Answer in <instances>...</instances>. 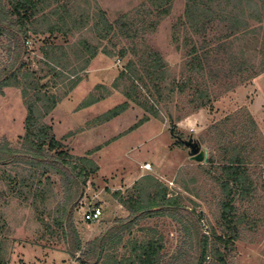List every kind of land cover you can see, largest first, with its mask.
<instances>
[{
    "label": "rangeland",
    "instance_id": "374dc122",
    "mask_svg": "<svg viewBox=\"0 0 264 264\" xmlns=\"http://www.w3.org/2000/svg\"><path fill=\"white\" fill-rule=\"evenodd\" d=\"M186 1L173 0L168 16L160 19H156L155 15L146 17L147 26L156 21V28L149 30L147 26L140 28V21L144 17L141 7L145 0H68L64 3L66 9L73 16L72 19H81L80 28H73L68 37L55 33L49 38L45 34L27 42V52L22 61L37 77H43L47 72L41 53L46 49L47 40L54 45L67 47L71 65L75 64V60L67 45L84 38L99 47L98 55L91 61L86 72L80 75L83 76L80 84L43 120L51 127L56 140L61 141L67 137L63 144L70 155L86 157L98 166V172L89 177L81 190L73 216L83 246L114 226L115 221L128 217L127 210L113 198L112 193L119 192L121 197L126 198L135 193V184L140 183L139 187L145 184V177H152L167 188L169 196L178 199L179 205L184 208L177 213L182 225L166 216L154 217L140 221L137 226L126 231L124 241L129 239L130 233L134 237L140 236L141 232L137 231L141 227H150L163 238L165 253L171 254L186 235L183 224L198 222L202 235L206 237L210 236L211 230L218 231L219 189L198 166L202 164L189 159L188 150L175 139L176 136L182 140L192 137L201 149L208 152V158L211 150L215 151L218 158L220 153L214 144L213 128L223 123L226 129H231L245 123L250 115L258 129L253 142L256 151L252 154L257 161L264 163V107H260L264 106V101L255 100L258 92L252 84L255 78L264 73V22L256 24L255 19L247 16L248 11L245 10L246 25L237 27L235 32L238 34L232 35L228 12L233 9V3L228 6L213 3L210 25L202 33L191 34V42L184 45L182 33L177 32L180 30L179 21L184 19ZM100 12L112 24L125 16L129 26L134 25L131 28L135 29L137 38L119 36L99 42L91 29ZM68 24L73 26L71 22ZM243 29L253 31L258 41L252 40L251 36H243ZM2 44H5V40L0 39V60L4 61L6 56ZM132 48L158 53L166 65L167 83L178 81L188 84L186 79L192 77V87L201 85L197 89L205 90L207 106L196 110L191 102L196 95L190 96V92L169 94L163 90L160 104L157 105L158 118H150L148 123L135 132L122 136L144 115L132 103L120 116L93 126L94 120L126 101L120 92L122 88L115 90L112 84L127 61L132 59L130 55L120 58L118 53L121 49L129 51ZM103 50L111 55L102 54ZM192 50L195 52L191 54ZM194 56L199 57L197 62L201 66L202 75L190 72V60ZM254 74L257 77L252 79ZM59 82L54 92L64 91L67 81L62 79ZM169 85H164V88L167 89ZM90 94L94 97L105 96V99L78 110ZM25 115L19 91L4 89L0 95V141L5 139L13 148L18 147V139L24 134ZM70 133L73 135L68 137ZM98 147V151L87 156L88 152ZM146 164L150 166L148 171L142 168ZM250 169L255 191L243 203L237 204L243 220L234 252L228 258L230 264H264V164ZM52 181L58 200H61L57 178L53 177ZM1 191H6L2 189V183L0 216L6 223L1 256L4 264H78L75 259L78 255L75 258L69 255V246L59 234L55 235L59 231L55 230L53 218H44L45 223L53 229L48 232L37 221V214L32 208L3 196ZM55 206L50 208L52 212ZM93 207L101 209V218L94 222H84L83 215ZM69 240L72 241L71 238ZM122 246L117 254L125 251Z\"/></svg>",
    "mask_w": 264,
    "mask_h": 264
},
{
    "label": "trees",
    "instance_id": "16d2710c",
    "mask_svg": "<svg viewBox=\"0 0 264 264\" xmlns=\"http://www.w3.org/2000/svg\"><path fill=\"white\" fill-rule=\"evenodd\" d=\"M66 1L68 0H0V39L5 40L1 48L6 56L4 61L0 60V95L7 88L18 90L26 111L24 134L18 139V147L13 148L5 139L0 141V183L2 189L6 190L1 191V194L32 208L37 214V221L48 232L53 229L45 223L44 218H53L55 230L59 231L55 235L59 234L69 246V255L73 258L78 255L75 258L78 264H230L228 258L234 252L243 220L238 213L237 204L243 203L255 191L250 168L264 164L252 154L256 151L253 142L258 129L249 114L245 123L231 129H226L223 123L214 127L212 134L216 150L220 153L219 162L215 151L211 150L206 166L198 165L212 179L221 194L218 199V231L211 230L210 236L206 237L202 235L198 222L183 224L186 235L171 254L165 253L163 238L150 227H141L137 231L141 232L140 236L134 237L130 233L129 239L124 241L126 231L137 226L138 222L154 217L166 216L182 225L177 213L184 208L179 205L178 199L169 196L167 188L152 177H145V184L141 187L140 183L135 184V193L126 198L121 197L119 192L112 193L113 198L127 210L128 217L115 221L114 226L85 246L81 244L73 216L81 190L89 177L98 172V166L86 157L70 155L63 144L67 137H63L61 141L56 140L51 127L43 120L80 84L83 80L80 75L86 72L91 61L98 55L99 47L84 38L67 45L77 64L72 66L67 47L54 45L50 40L45 41L46 49L41 53L47 72L43 77H37L22 61L27 52V42L31 38L45 34L51 38L55 33L68 37L73 28H80L81 19H72L73 16L68 13L64 4ZM172 1L145 0L141 7L144 17L140 21V28L147 26L145 18L149 15H155L156 19L168 16ZM218 2L226 6L233 3V9L228 12L232 35L238 34L235 32L237 27L246 25V11L247 16L255 19L256 24L264 22V0H187L184 19L178 23L180 30L177 34L182 33V44L188 45L191 34L202 33L210 25L213 19L211 5ZM131 25L125 21V16L115 24L109 23L100 12L91 30L99 42L110 41L119 36L126 39L137 38ZM147 28L154 30L156 21L151 22ZM242 34L258 41L253 31L243 29ZM194 52L192 50L191 54ZM101 53L111 55L104 50ZM127 55L132 59L127 61L112 84L115 90L122 88L120 92L126 101L94 120L93 126L120 116L132 103L144 115L122 136L135 132L148 123L150 118H158L157 105L160 104L163 90L169 94L182 95L190 92V96L196 95L191 101L196 110L207 106L208 96L205 90L197 89L201 85L192 87V77L186 79L188 84L178 81L167 83L166 65L158 53L134 48L129 51L121 49L118 53L120 58ZM197 60L198 56L190 60V72L202 75ZM255 77L256 74L252 79ZM62 79L67 81L64 91L54 92ZM167 84L170 85L165 89L164 85ZM98 88L99 86L95 87V90ZM104 99L105 96L94 97L90 94L78 110L86 109ZM71 135L73 133L68 137ZM99 149L100 147L88 152L87 156ZM53 177L59 183L61 200H58L55 192ZM54 204L56 206L52 212L50 208ZM3 220L0 216V264H4L1 256L6 235V223ZM122 244L125 251L117 254Z\"/></svg>",
    "mask_w": 264,
    "mask_h": 264
},
{
    "label": "water",
    "instance_id": "95a60500",
    "mask_svg": "<svg viewBox=\"0 0 264 264\" xmlns=\"http://www.w3.org/2000/svg\"><path fill=\"white\" fill-rule=\"evenodd\" d=\"M173 135L172 132H170ZM175 139L182 143V145L188 150L187 154L189 159L197 164L205 165L208 160V152L200 148V145L189 137L188 140H182L180 137H175Z\"/></svg>",
    "mask_w": 264,
    "mask_h": 264
},
{
    "label": "built area",
    "instance_id": "2783aa9c",
    "mask_svg": "<svg viewBox=\"0 0 264 264\" xmlns=\"http://www.w3.org/2000/svg\"><path fill=\"white\" fill-rule=\"evenodd\" d=\"M142 168L145 171L150 170V166L148 164L143 165ZM101 215V209L93 207L83 215V221L86 223L98 221L101 218Z\"/></svg>",
    "mask_w": 264,
    "mask_h": 264
},
{
    "label": "crops",
    "instance_id": "0c3cea01",
    "mask_svg": "<svg viewBox=\"0 0 264 264\" xmlns=\"http://www.w3.org/2000/svg\"><path fill=\"white\" fill-rule=\"evenodd\" d=\"M253 88L254 89H257V92H258V97H256V101H261L263 102L264 101V98H262V95L264 96V73L261 74L259 77L255 78L253 80ZM259 96L261 98H259ZM260 107H264V106H260Z\"/></svg>",
    "mask_w": 264,
    "mask_h": 264
}]
</instances>
